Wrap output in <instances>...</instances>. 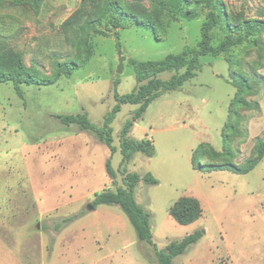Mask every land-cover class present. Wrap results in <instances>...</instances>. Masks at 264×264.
<instances>
[{
    "label": "rangeland",
    "instance_id": "obj_1",
    "mask_svg": "<svg viewBox=\"0 0 264 264\" xmlns=\"http://www.w3.org/2000/svg\"><path fill=\"white\" fill-rule=\"evenodd\" d=\"M121 1L139 2L147 13L162 19L149 0ZM222 2L232 23L264 20V0ZM80 5L81 0H39L37 5L31 0H0V39L21 55L27 68L51 76L57 61L81 64L50 85L21 84L20 94L13 82L0 81V264H79L75 257L70 262L63 258L55 225L82 209L87 212L96 192L122 183L121 130L137 105L124 104L111 124L117 147L112 156L95 134L66 126L54 115L86 112L102 126L116 103L114 80L120 81L121 94L138 87L130 57L162 59L195 46L201 38L203 15L170 21L155 31L120 29L118 48L114 36L62 28ZM214 32L217 43L224 31ZM120 51L126 59L123 72L117 73ZM201 61L202 69L194 78L156 98L133 126L130 136L152 140L155 154L135 153L126 169L143 173L151 166L160 177L159 184L139 183L135 192L141 205L155 210L153 214L147 209L160 249L186 235L184 225L169 215L171 200L187 195L201 201L200 229L205 234L174 264H264V157L246 174L229 170L203 174L191 164L192 151L200 142H204L199 150L202 161L243 165L255 155L256 142L264 139V29L254 43L234 47L218 58L203 56ZM234 73L246 77L252 89L235 87ZM173 74L165 71L159 77L166 80ZM235 97L256 106L233 103ZM110 156L115 182L106 170ZM107 206L117 207L127 219L129 242L137 239L122 208ZM79 223L69 226L66 234L71 245L73 233L82 230ZM96 229L94 224L91 232Z\"/></svg>",
    "mask_w": 264,
    "mask_h": 264
},
{
    "label": "trees",
    "instance_id": "obj_2",
    "mask_svg": "<svg viewBox=\"0 0 264 264\" xmlns=\"http://www.w3.org/2000/svg\"><path fill=\"white\" fill-rule=\"evenodd\" d=\"M38 4L39 0H31ZM152 7L161 15L157 19L147 13L139 2H122L121 0H81V5L62 23L65 30L78 27L88 33L100 34L117 39V47L121 48L119 30L130 27H144L151 31L168 26L170 21L186 19L188 21L204 16L201 25V38L195 46L186 47L179 53H168L158 60H140L130 57L129 64L133 68L138 87L130 93L121 94L117 90L119 80H114L115 105L105 115L102 126L95 125L86 112L77 114H55L62 124L75 125L81 131L90 132L102 141L110 150L111 156L117 151L114 145L113 128L111 124L121 111L124 104L137 105L130 118L126 120L121 130L119 151L122 161L118 172L122 175V183L116 188H105L94 194L90 204L93 209L98 205H119L133 225L140 245L148 244L154 255L148 249L142 248L144 255L158 264H174L175 258L187 252L205 234L204 229H197L181 239L170 241L164 248L159 249L153 240L152 213L136 199V187L140 182L155 185L159 180L151 173L140 174L136 171H127L126 164L141 152L152 157L155 154L153 141L150 139H135L130 136L135 123L140 120L149 105L158 97L168 92L181 89L184 84L197 75L202 69L203 56L218 58L228 54L232 48L244 43H254V37L264 29L262 19H244L239 23H232L226 16L222 0H149ZM224 31L223 37L215 43V29ZM84 43H86L84 41ZM81 64L73 61H57L51 76H40L27 68L21 55L12 49L4 40L0 39V81L13 82L17 92L21 93V84L50 85L61 76H69L79 69ZM183 70V72H181ZM165 71L174 72L169 79H162L159 75ZM234 73V86L242 89H252L249 80ZM245 107L256 106L242 97H235L232 101ZM223 133V131H222ZM204 142L193 150V169L207 174L212 171L229 170L237 174H246L253 170L264 157V139L255 144V155L243 165L230 161H202L203 153L199 150ZM227 150V149H226ZM111 156L106 160L108 176L115 182L116 171L111 163ZM122 167V170H121ZM82 209L72 215L63 217L56 223L57 231L83 215ZM170 215L181 225H188L197 221L203 214L201 201L194 196H181L169 208Z\"/></svg>",
    "mask_w": 264,
    "mask_h": 264
},
{
    "label": "crops",
    "instance_id": "obj_3",
    "mask_svg": "<svg viewBox=\"0 0 264 264\" xmlns=\"http://www.w3.org/2000/svg\"><path fill=\"white\" fill-rule=\"evenodd\" d=\"M136 124L137 122L135 123V125ZM191 164H192V157H191ZM148 167L150 168L149 169L150 171L147 172H151L156 178L157 177L160 178L157 172L151 166ZM144 173L146 172L140 174L142 175ZM158 180L160 182V179ZM148 198L150 199V197ZM177 199L171 200L172 202L168 204L169 205L168 211L170 206ZM137 201L139 202L138 199ZM147 209L154 214L155 210L153 208H147ZM88 212H92L93 215L92 216L88 215ZM203 213H204V209H203ZM202 218H203V214L197 221L190 223L188 225H184V226L182 225L183 227L181 228L185 229L186 235L202 227L201 226ZM77 222H80L79 225L82 230L79 233H73L74 242L71 245V242L70 243L67 242L68 237L66 234L70 230L69 226H73ZM94 224L97 225L98 229H96V231L98 233L91 232ZM128 229H129L128 221L124 217L123 213H121V211H119L117 207L107 206L106 204L104 205L102 204L100 206H97V208L93 210H88L79 219L73 221L64 229L60 230V232L56 236V244L61 245L63 247L62 256L64 259H66L67 262L71 261V257H75L78 260L79 264H131L133 260H136L141 264H154L144 255L142 250V248L148 249L150 253L154 255L153 252H151V250L149 249L148 247L149 245L148 244L140 245L138 239H134L129 242ZM152 230H153V226H152ZM153 240L155 242L154 234H153ZM103 247H105L106 249L105 252L102 251ZM73 249L75 255L73 254Z\"/></svg>",
    "mask_w": 264,
    "mask_h": 264
},
{
    "label": "water",
    "instance_id": "obj_4",
    "mask_svg": "<svg viewBox=\"0 0 264 264\" xmlns=\"http://www.w3.org/2000/svg\"><path fill=\"white\" fill-rule=\"evenodd\" d=\"M125 59H126V57L120 51L119 52V63H118V66H117V73H122L123 72ZM88 209L89 210H93V206L90 203L88 204Z\"/></svg>",
    "mask_w": 264,
    "mask_h": 264
}]
</instances>
